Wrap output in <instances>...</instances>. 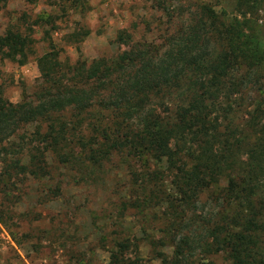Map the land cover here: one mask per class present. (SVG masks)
<instances>
[{
  "label": "trees",
  "instance_id": "trees-1",
  "mask_svg": "<svg viewBox=\"0 0 264 264\" xmlns=\"http://www.w3.org/2000/svg\"><path fill=\"white\" fill-rule=\"evenodd\" d=\"M236 1L246 12L258 2ZM180 19L162 46L133 43L129 33L120 31L116 42L126 49L115 61L64 64L50 44L37 59L41 84L34 98L11 103L0 93V162L10 161L8 175L44 178L50 174L48 153L80 173L81 165L96 166L117 153L142 167L149 159L164 161L175 183L174 194L165 201L162 232L175 259L180 262L199 249L222 252L229 264H264V134L254 128V137L239 138L238 130L225 131L234 120L230 101L258 82L262 55L256 42H247L245 22H220L206 5H195ZM30 44L26 36L9 31L0 35V56L24 65ZM166 96L173 97L155 103ZM253 112L250 128L257 112L264 111L257 107ZM28 125L35 126L26 136L22 129ZM73 141L85 149L82 157L66 153ZM25 156L28 162L22 164ZM159 180L154 172L147 174L151 204L159 199ZM204 192L216 214L203 225L185 226L183 217L196 210ZM0 223L5 224L1 216ZM123 243L118 244L122 253L130 244ZM109 264L122 261L112 254Z\"/></svg>",
  "mask_w": 264,
  "mask_h": 264
},
{
  "label": "rangeland",
  "instance_id": "rangeland-1",
  "mask_svg": "<svg viewBox=\"0 0 264 264\" xmlns=\"http://www.w3.org/2000/svg\"><path fill=\"white\" fill-rule=\"evenodd\" d=\"M195 5L212 8L220 22H245L247 42H256L262 55L258 82L231 99L234 120L225 131L238 130L239 138L254 137L256 129L264 134V112H257L251 128L248 125L255 108L264 111V0H258L252 12L244 11L236 0H85L80 6L62 0H7L0 3V35L17 31L31 44L24 65L0 56L1 97L11 103L34 98L41 84L37 59L49 51L50 44L64 64H89L101 58L115 61L126 49L116 42L120 31L129 33L133 43L162 46L172 23L186 18ZM85 31L86 37L73 36ZM172 97L155 103L166 104ZM34 126L22 131L29 136ZM75 146L74 142L66 153L82 157L85 149ZM9 162H0V216L5 222L0 223V264H109L112 254L122 264H229L224 253L199 249L180 262L175 259L174 247L162 232L165 201L174 194L175 183L164 161L149 159L142 167L117 153L96 166L81 165L80 173L48 153L50 174L44 178L8 175ZM27 162L28 157H23L21 163ZM152 172L163 184L155 204L147 199V174ZM197 199L196 210L183 217L185 226L203 225L217 212L214 203L206 201L208 193ZM122 242L130 243L123 253L118 248Z\"/></svg>",
  "mask_w": 264,
  "mask_h": 264
}]
</instances>
